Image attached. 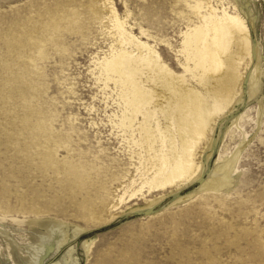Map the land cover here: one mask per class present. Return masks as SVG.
<instances>
[{
  "label": "rangeland",
  "instance_id": "1",
  "mask_svg": "<svg viewBox=\"0 0 264 264\" xmlns=\"http://www.w3.org/2000/svg\"><path fill=\"white\" fill-rule=\"evenodd\" d=\"M198 1L243 16L250 55L193 144L204 172L174 188L179 178L150 182L141 115L119 125V89L99 62L119 47L116 13L194 83L179 50L199 23L194 0H0V264L262 263L264 0ZM234 151L219 208L201 185Z\"/></svg>",
  "mask_w": 264,
  "mask_h": 264
},
{
  "label": "bare ground",
  "instance_id": "2",
  "mask_svg": "<svg viewBox=\"0 0 264 264\" xmlns=\"http://www.w3.org/2000/svg\"><path fill=\"white\" fill-rule=\"evenodd\" d=\"M190 7L198 14L199 23L188 24L189 26L182 30L179 50L184 55V61L181 63L190 72L194 83H187L184 75L176 74L163 61L155 46L130 34V30L124 27V21L120 20L116 13L114 22L119 47L111 48L99 62L101 73L107 79H112L119 89V125L131 127L135 118L141 115L142 121L137 130L142 147L146 151L144 160L153 169L150 182L154 186L179 178L175 182L176 188L181 184L193 182L204 172V167H200L196 173L191 168L193 144L198 135L207 128L213 131V127H207L211 120L210 114L221 108L230 96L237 81L239 60L247 54L250 55L248 28L243 16L230 12L225 7L219 9L212 5L202 12V7L206 6L198 0H194ZM158 137L161 138L164 148L155 143ZM259 140L264 143V136L260 135ZM240 146L241 144H238L236 148L239 149ZM22 148L21 150L24 149ZM236 159L234 151L232 158L216 166L213 174H209L208 179L201 185L203 192H214V199L219 208H223L225 201V191L222 188L230 187L233 181L230 177ZM229 214L230 217L233 216L232 211ZM244 228L245 226L239 229ZM248 241L250 242L249 239ZM262 253L259 251V254ZM262 263L264 264V260Z\"/></svg>",
  "mask_w": 264,
  "mask_h": 264
}]
</instances>
